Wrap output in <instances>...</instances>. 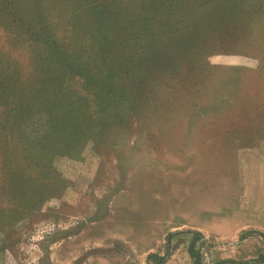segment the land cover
I'll use <instances>...</instances> for the list:
<instances>
[{
	"label": "rangeland",
	"instance_id": "1",
	"mask_svg": "<svg viewBox=\"0 0 264 264\" xmlns=\"http://www.w3.org/2000/svg\"><path fill=\"white\" fill-rule=\"evenodd\" d=\"M5 1L0 73L71 90L2 77L0 264H194L191 232L199 264H264V0ZM25 12L46 48L8 46ZM66 107L86 127L56 142Z\"/></svg>",
	"mask_w": 264,
	"mask_h": 264
},
{
	"label": "trees",
	"instance_id": "2",
	"mask_svg": "<svg viewBox=\"0 0 264 264\" xmlns=\"http://www.w3.org/2000/svg\"><path fill=\"white\" fill-rule=\"evenodd\" d=\"M5 4H6L5 0H0V6H3ZM207 6H208V4H207ZM29 16H30L29 13L25 12L24 14L17 13V15H15V13H14V17L13 16L10 17L12 26H8L6 29L8 30V32L11 35V37L9 38V41H7L8 46L11 49L22 48L21 47L22 44H25V45L31 46V47H32V45H34L36 47V45H39V41L42 40V38H44L43 40H45L43 42V47L46 48V45L50 44V41H49L50 35L48 34V31L41 30L40 32L38 31L36 33H33L32 32L33 29H31L29 25L24 24V23H26V21H28L27 18ZM11 23H9V24H11ZM13 29L16 32V34H15L16 37H13V32H14ZM19 44L21 46H19ZM57 48L58 47L55 46V49H53V53L50 54L51 57H53V55H56ZM38 49L41 50L40 48H38ZM126 50L130 54L131 53H136V52H138V46H134L133 48H126ZM125 57L131 58V55H126ZM123 59H126V58H123ZM9 61H10V59L8 58L6 53L1 52L0 53V63H1L0 69L3 70L4 68H7V65H8ZM45 63H47V62H39V63L34 62V61L31 62L30 65L33 66L34 74H33L32 77L29 78L30 80L27 79V80L23 81L21 79V83L18 80H17L18 82H15L16 78L18 76H15V75L10 76L12 73H11V71H9V74L6 73L5 75L0 73V81L3 80L2 77H4V78L7 77V80H11V82L8 83V84L12 85V89L14 91L20 88L22 91L27 93L26 92L27 89L29 87H30V89L32 88L37 94L36 99L41 101V102H44L43 101V95L46 93L47 87H49V86L51 88L56 89V91L59 88H60V90H67V91L71 90L69 87L65 88L64 85H63V79L64 78H63V76H61V74H63L62 66L64 64L60 63V62H56L54 64L53 63L45 64ZM43 64H45V66H43ZM10 70H12V68H10ZM19 70H20V67L17 70L13 69V72L16 73L17 75H19L18 74ZM56 70H58V73H57L58 76L56 77V79H58V80H54V82H53L52 75H53V73ZM13 82H15V83L13 84ZM8 84H5L4 81L0 82V86H2L1 89H0V96L2 98V102L3 103H6V104L10 105V104H13V103L11 101H9L8 95L6 94V92L3 94V91L7 90ZM82 86L83 87L85 86L86 87L85 89H87V87L89 86V79H85L84 83L82 84ZM1 91H2V93H1ZM68 94H72V93L68 92ZM27 98H20V100L27 101ZM34 99H35V94H33V100ZM82 100L83 101H82L81 107H83V109L89 110V103H86L87 99H82ZM65 103H74V102L71 101V100H67ZM65 111L67 113H65L63 111V115L61 116L60 120H57V119H54V120L52 119L51 120L52 122H51L50 125H51L52 129H55L54 130V134H55V139H56L55 141L56 142H60L57 139H63L62 138L63 133H67L66 134L67 136L68 135L74 136L81 129L86 127V123L87 122L86 123L84 122L85 117L82 115V114H85V113L74 114L73 109H71L69 107H66ZM103 113H104V111L99 110V111L95 112V116L99 117ZM80 115H82V116H80ZM74 116H76L77 118H75ZM86 119L89 122V116L88 115H87ZM19 120H20L19 116L14 118V119H12L13 122H15V121L18 122ZM59 124L61 125V127L58 128L59 131L56 134L55 131H57V127H58ZM73 131H77V132L75 133ZM23 137H24L23 134H19V136H18V138H20V140H21V143L25 142V138H23ZM44 141H46V140H44ZM1 145L3 146V148L6 147V143L5 142H1ZM15 148L21 150L22 147L18 148V147L15 146ZM7 153L9 154L10 157L12 155H15V153L10 152V151L7 152ZM191 234H193L194 236H193L192 245H191V247L188 250V254L190 255L191 258L194 259V264H199L200 263L199 262V256L194 251V244H195L197 238L199 237V235L197 233H193V232H191ZM147 260H148L149 264H150V262L153 263V264H163L164 261H165V257H159L157 255H150V256L147 257Z\"/></svg>",
	"mask_w": 264,
	"mask_h": 264
},
{
	"label": "crops",
	"instance_id": "3",
	"mask_svg": "<svg viewBox=\"0 0 264 264\" xmlns=\"http://www.w3.org/2000/svg\"><path fill=\"white\" fill-rule=\"evenodd\" d=\"M259 229V228H258ZM262 229H264V228H262ZM262 233H264V230L262 231Z\"/></svg>",
	"mask_w": 264,
	"mask_h": 264
}]
</instances>
